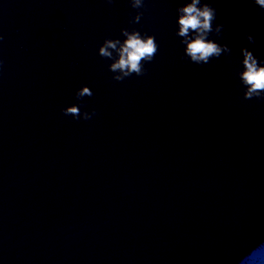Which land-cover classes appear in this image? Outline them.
Masks as SVG:
<instances>
[{
	"label": "water",
	"instance_id": "water-1",
	"mask_svg": "<svg viewBox=\"0 0 264 264\" xmlns=\"http://www.w3.org/2000/svg\"><path fill=\"white\" fill-rule=\"evenodd\" d=\"M190 2L0 0V264H245L264 246V90L240 75L245 52L264 65V6L198 0L220 52L196 61ZM133 32L156 47L124 74Z\"/></svg>",
	"mask_w": 264,
	"mask_h": 264
},
{
	"label": "clouds",
	"instance_id": "clouds-1",
	"mask_svg": "<svg viewBox=\"0 0 264 264\" xmlns=\"http://www.w3.org/2000/svg\"><path fill=\"white\" fill-rule=\"evenodd\" d=\"M139 2L140 0H134V4ZM197 3L198 0H191L179 9L181 15L177 19L178 35L185 36L189 30L199 33L186 43L185 52L191 59L203 61L210 55H217L220 48L214 42L205 39V34L210 27L211 10L207 7L197 8ZM257 3L264 6V0H257ZM106 45L107 47L115 46L111 41H106ZM155 47L152 37L141 38L135 32L127 34V38L120 45L118 59L110 67L120 69L124 74L139 71V61L149 59ZM99 51L102 55H109L105 47H101ZM243 65L244 71L240 75L242 82L248 85L246 95L252 94L255 90H264V65L258 66L256 60L247 52L244 54ZM72 111L74 112L75 109ZM261 258H264V246H259L249 253L245 264H259Z\"/></svg>",
	"mask_w": 264,
	"mask_h": 264
}]
</instances>
